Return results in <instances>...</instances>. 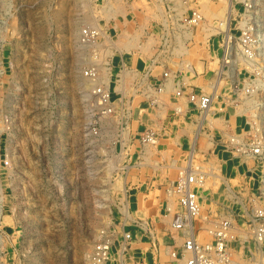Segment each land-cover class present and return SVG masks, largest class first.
Segmentation results:
<instances>
[{"label": "rangeland", "instance_id": "obj_1", "mask_svg": "<svg viewBox=\"0 0 264 264\" xmlns=\"http://www.w3.org/2000/svg\"><path fill=\"white\" fill-rule=\"evenodd\" d=\"M164 3L0 0V264H92L109 228L119 264L126 204L133 218L154 224L159 248L126 225L134 231L130 249L146 239V260L128 264H158L171 256L167 231L177 235L162 217L159 188L193 148L208 172L198 191L203 212L234 219L235 262L264 264V234L256 237L264 229V0H191L187 13L199 10L203 20L172 34V53L158 47V24L170 19ZM91 25L101 34L84 43ZM94 67L98 81L86 74ZM147 72L156 81L144 80ZM218 76L195 139L203 112L176 87L213 93ZM101 81L114 92L112 116L101 115L92 94ZM149 128L158 139L144 145ZM235 136L260 151L238 152ZM253 207L262 214L256 223Z\"/></svg>", "mask_w": 264, "mask_h": 264}, {"label": "built area", "instance_id": "obj_2", "mask_svg": "<svg viewBox=\"0 0 264 264\" xmlns=\"http://www.w3.org/2000/svg\"><path fill=\"white\" fill-rule=\"evenodd\" d=\"M190 1L164 0V16L166 15L170 19L166 20L164 18L160 22L164 35L161 38L162 42L159 48H164L165 53H172L171 49H173L176 43V39L174 40L172 34H175L176 30H188L203 20V16L199 10L193 9L192 13H187ZM180 7L184 8L186 12L178 16L177 11L179 10V13H181ZM100 34L99 28L96 25H91L83 28L81 36L84 43L89 44L97 42L96 39ZM225 61L226 63L229 62L227 55L225 56ZM86 74L89 78L99 80V68L94 67L88 70ZM152 75L150 72H147L144 75V80L154 79L156 81ZM165 75H168V73H165ZM120 80L122 81L123 78ZM97 84L94 86L92 94L95 97L101 115L105 117L114 115L118 111L117 105L113 101L114 92L110 87L109 89L106 88V82L101 81L97 82ZM156 84L158 85V80ZM120 85L123 86V83H120ZM149 85L152 84L149 83ZM163 85L166 87L167 83L163 82L161 84V90ZM176 89L179 97H184L187 101L193 102L199 111L204 113L211 108L214 100L213 93L198 94L194 90L187 92L180 86H177ZM123 108L121 110H124ZM182 111V106H176V112L179 113ZM141 139L144 145L156 143L158 139L156 130L152 128L147 129L142 134ZM230 141L238 152L260 151L259 148H254L255 145L251 146L236 136L232 137ZM207 174V170L196 162L194 156L191 162L188 158L186 164L179 166L177 178L165 187L166 203L163 214L164 222L166 219H169L171 227L180 233L182 238L181 244L178 245L175 236L172 234L173 242L167 244V251L172 257L182 260L181 264H238L233 259V251L231 248L232 242L237 240L234 219L229 213L216 217L210 212H203L198 191L206 183ZM122 205L125 208V203H122ZM129 209L127 212L124 209L122 211L125 217L123 219L124 227L118 251V258L121 264H128V259L131 257L130 247L132 240H134L133 232L127 230L126 225H132L137 230L149 233L154 249L156 251L159 249L157 228L150 221L133 218ZM261 217V212L253 207L251 216L253 223H256ZM128 220L131 222L128 223ZM102 232L103 234L97 241L92 253V264H113V248L117 232L113 228H109L107 231L103 230ZM263 234L264 229L260 226L256 231V237L261 239Z\"/></svg>", "mask_w": 264, "mask_h": 264}, {"label": "crops", "instance_id": "obj_3", "mask_svg": "<svg viewBox=\"0 0 264 264\" xmlns=\"http://www.w3.org/2000/svg\"><path fill=\"white\" fill-rule=\"evenodd\" d=\"M159 31L162 32V28H161L160 24H158V33H159ZM158 36H159V34H158ZM160 43H159V45H160ZM159 45H158V47H159ZM188 84L189 85H186V86L183 85V88L184 89L186 88L187 92L190 91V90H195V85L193 83H188ZM168 177H165V182H164V183H166L165 187L167 186V184H170V182H174L175 181V179L177 178V173L174 174V176H171V177L168 176ZM163 188H164V186L162 188H159V190H161V192L162 191L164 192ZM164 211H165V208H164ZM165 222L169 224V229L170 228L172 229L171 224L169 223V219H166ZM133 229H134V227H133ZM131 231L134 232L133 230H131ZM174 236H175L176 240H178L179 242L182 241L180 233L177 232V235H174ZM145 242H146V239L145 238L143 239L142 237L137 239V240H135V242L132 245V248L130 249L131 258H133V259L135 258L133 261H131V263L136 262L137 259L138 260L141 259V258L145 259L144 255H145L146 251L143 250V245H144ZM165 242H167V244L173 242V238H172L171 233L169 234V230L167 231V238L165 239ZM178 261H179V263H182V260L174 258V257L169 256V255L166 254V255H162V256L159 257L158 264H179Z\"/></svg>", "mask_w": 264, "mask_h": 264}, {"label": "bare ground", "instance_id": "obj_4", "mask_svg": "<svg viewBox=\"0 0 264 264\" xmlns=\"http://www.w3.org/2000/svg\"><path fill=\"white\" fill-rule=\"evenodd\" d=\"M90 16V15H89ZM228 18H229V16H228ZM227 20V19H226ZM228 23V22H227ZM190 69H193L191 66H190ZM77 82V81H76ZM220 82H221V78L218 76L216 79H215V81L213 82V96H214V94L216 95V92L218 91V89L220 88ZM78 83V82H77ZM108 86V85H107ZM92 88H94V85H93V87ZM211 110V108L209 109V110H207L206 112H204L203 113V117H202V120L200 121V126L198 127V129L196 130V135H195V139H197L198 138V133H200V128H201V125H202V123H203V121H204V119L205 118H208V116H209V114H210V111ZM195 150H194V148L192 149V151H191V154L189 155V157H190V159H189V161L191 162V160L194 158V156H195ZM126 212H127V210H128V204H126Z\"/></svg>", "mask_w": 264, "mask_h": 264}]
</instances>
